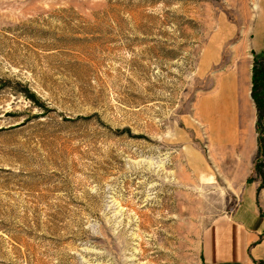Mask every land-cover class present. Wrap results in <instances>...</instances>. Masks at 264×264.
Returning a JSON list of instances; mask_svg holds the SVG:
<instances>
[{"label":"rangeland","instance_id":"obj_1","mask_svg":"<svg viewBox=\"0 0 264 264\" xmlns=\"http://www.w3.org/2000/svg\"><path fill=\"white\" fill-rule=\"evenodd\" d=\"M263 46L264 0H0V264H204L210 101Z\"/></svg>","mask_w":264,"mask_h":264},{"label":"crops","instance_id":"obj_2","mask_svg":"<svg viewBox=\"0 0 264 264\" xmlns=\"http://www.w3.org/2000/svg\"><path fill=\"white\" fill-rule=\"evenodd\" d=\"M262 50L264 46L255 52ZM249 66V75L244 70L241 76L240 65L237 72L222 76L216 98L210 101V114L220 134L226 136L214 142L223 171L217 170L215 175L224 177L225 190L234 206L206 229L204 264H264V168L259 171L256 167L260 137ZM217 108L224 127L218 125Z\"/></svg>","mask_w":264,"mask_h":264},{"label":"trees","instance_id":"obj_3","mask_svg":"<svg viewBox=\"0 0 264 264\" xmlns=\"http://www.w3.org/2000/svg\"><path fill=\"white\" fill-rule=\"evenodd\" d=\"M254 64L252 67L253 77H252V97L257 104L258 108V122L257 129L260 132L264 127V50L261 52L254 53ZM260 146H259V156L256 163V167L259 171L264 168V163H262V158L264 157V139L260 135Z\"/></svg>","mask_w":264,"mask_h":264}]
</instances>
